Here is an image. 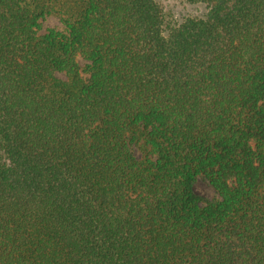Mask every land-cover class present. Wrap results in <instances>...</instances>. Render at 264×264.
I'll use <instances>...</instances> for the list:
<instances>
[{"label":"trees","instance_id":"1","mask_svg":"<svg viewBox=\"0 0 264 264\" xmlns=\"http://www.w3.org/2000/svg\"><path fill=\"white\" fill-rule=\"evenodd\" d=\"M186 1L0 0V264H264V0Z\"/></svg>","mask_w":264,"mask_h":264},{"label":"rangeland","instance_id":"2","mask_svg":"<svg viewBox=\"0 0 264 264\" xmlns=\"http://www.w3.org/2000/svg\"><path fill=\"white\" fill-rule=\"evenodd\" d=\"M163 12L167 13V18L180 19L185 15H201L207 11L205 4L201 2L189 3L186 0H157ZM40 31L45 32L48 28H55L58 30L64 29V25L56 16L47 15L39 21ZM77 61L80 66H83L87 61L78 56ZM195 189L207 198L215 196L214 189L204 179L198 178L195 183Z\"/></svg>","mask_w":264,"mask_h":264}]
</instances>
